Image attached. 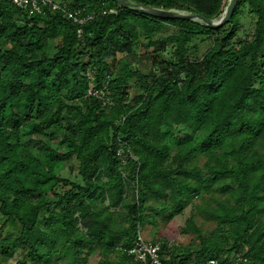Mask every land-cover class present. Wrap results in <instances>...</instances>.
<instances>
[{"label":"trees","instance_id":"1","mask_svg":"<svg viewBox=\"0 0 264 264\" xmlns=\"http://www.w3.org/2000/svg\"><path fill=\"white\" fill-rule=\"evenodd\" d=\"M132 1L209 20L228 2ZM64 3L93 18L0 1V232L18 230L0 252H23L15 264H153L128 252L141 239L161 264H264V0H238L218 28ZM243 9L255 23L238 40ZM193 39L210 41L201 56ZM189 206L188 244L140 237Z\"/></svg>","mask_w":264,"mask_h":264},{"label":"rangeland","instance_id":"2","mask_svg":"<svg viewBox=\"0 0 264 264\" xmlns=\"http://www.w3.org/2000/svg\"><path fill=\"white\" fill-rule=\"evenodd\" d=\"M197 22H200L199 20H194ZM238 24H239V32L237 35V39L238 40H244L245 38H247L249 35H251L253 27H254V23H255V18L252 17L251 15L247 14V10L243 9L239 12L238 14ZM167 33H173V32H177V28L176 27H172L170 26L169 29H167L166 31ZM162 36L165 35L164 32L161 33ZM194 43H198L197 45L198 47V56H201L210 46V41L206 40L205 42H199V39H193V42H191V44ZM52 52V51H51ZM166 58H169V53L168 51H165L163 53H161V55L159 56V59L164 60ZM150 63H142V65H140V69H144L147 66H149ZM127 92L131 93L130 94V98L131 96L134 95L135 88L133 89V87H130L127 89ZM74 164H77L75 161L73 162ZM75 169V167H74ZM76 170H74L75 172ZM205 197H208L209 192H205ZM195 200H198L195 199ZM191 213V208L190 206L187 207V209L183 212V214L176 216L173 220L171 221H164L165 219H163L162 217H160V219L157 220L156 224L153 225H148L146 229H143V231H141V238L142 239H146V240H151V237L154 235V237L157 238H162L170 243H172L173 245H186L188 244L191 240H192V235L189 234H181V227L184 224L185 219L187 218V216ZM3 219L0 217V225L2 223ZM16 231L17 230V225L13 224L10 225L8 224L1 232H0V240L4 239L6 237H8L7 235L10 236H14L16 235ZM152 234V235H151ZM8 248L4 249V251L0 252V260L2 258H6L7 259V263L8 264H15L17 262V260L23 258V252H21L20 250H15L13 252L12 255H9L8 257H5L7 255ZM99 258L98 254H93V255H89L87 257V263L89 264H94Z\"/></svg>","mask_w":264,"mask_h":264},{"label":"built area","instance_id":"3","mask_svg":"<svg viewBox=\"0 0 264 264\" xmlns=\"http://www.w3.org/2000/svg\"><path fill=\"white\" fill-rule=\"evenodd\" d=\"M2 1V0H0ZM10 1L16 7L27 12L29 16L41 14L44 10H48L51 12H59L62 13L68 20L77 25H83L87 21L93 18L92 15H87L81 17L82 9L79 10H69L66 8L64 0H6ZM111 12V11H110ZM114 12V11H113ZM105 14V11L102 12ZM80 33V31H78ZM119 156L124 159V154L118 152ZM158 249L157 245L145 244L141 241L137 242V244L129 249V253L135 255L137 260H144L147 256L151 259L153 264H161L156 256V251ZM206 264H219L216 260H210Z\"/></svg>","mask_w":264,"mask_h":264},{"label":"water","instance_id":"4","mask_svg":"<svg viewBox=\"0 0 264 264\" xmlns=\"http://www.w3.org/2000/svg\"><path fill=\"white\" fill-rule=\"evenodd\" d=\"M112 1L124 9H132L135 12L147 16L159 17L163 19H182V20H193V21L199 20L200 22L206 24L210 28H218L223 26L230 20L231 14L238 0H228L223 14L218 19L215 20L202 18L190 12L157 9L151 6H146L136 3L132 0H112Z\"/></svg>","mask_w":264,"mask_h":264}]
</instances>
